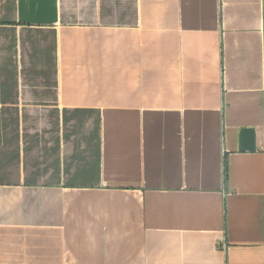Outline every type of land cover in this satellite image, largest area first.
Wrapping results in <instances>:
<instances>
[{
  "label": "crops",
  "instance_id": "crops-1",
  "mask_svg": "<svg viewBox=\"0 0 264 264\" xmlns=\"http://www.w3.org/2000/svg\"><path fill=\"white\" fill-rule=\"evenodd\" d=\"M0 264H264V0H0Z\"/></svg>",
  "mask_w": 264,
  "mask_h": 264
},
{
  "label": "water",
  "instance_id": "water-1",
  "mask_svg": "<svg viewBox=\"0 0 264 264\" xmlns=\"http://www.w3.org/2000/svg\"><path fill=\"white\" fill-rule=\"evenodd\" d=\"M239 148L242 151H252L256 148V134L252 127H242L240 129Z\"/></svg>",
  "mask_w": 264,
  "mask_h": 264
}]
</instances>
